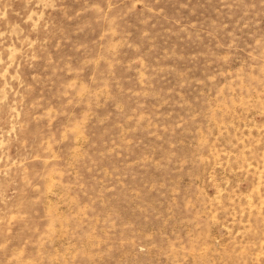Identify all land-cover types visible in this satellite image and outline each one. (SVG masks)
<instances>
[{"label":"rangeland","instance_id":"1","mask_svg":"<svg viewBox=\"0 0 264 264\" xmlns=\"http://www.w3.org/2000/svg\"><path fill=\"white\" fill-rule=\"evenodd\" d=\"M0 264H264V0H0Z\"/></svg>","mask_w":264,"mask_h":264}]
</instances>
